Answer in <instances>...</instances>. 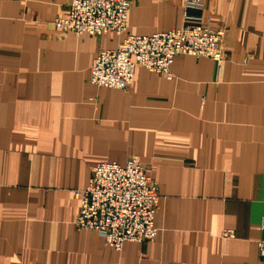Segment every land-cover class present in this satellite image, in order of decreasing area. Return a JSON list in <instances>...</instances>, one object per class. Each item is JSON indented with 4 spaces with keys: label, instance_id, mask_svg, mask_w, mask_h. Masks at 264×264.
Returning <instances> with one entry per match:
<instances>
[{
    "label": "crops",
    "instance_id": "crops-1",
    "mask_svg": "<svg viewBox=\"0 0 264 264\" xmlns=\"http://www.w3.org/2000/svg\"><path fill=\"white\" fill-rule=\"evenodd\" d=\"M69 1L0 0V264H264V0H202L221 64L179 54L126 90L90 82L121 36L53 25ZM129 1L130 34L186 23L184 0ZM131 156L158 184L157 235L115 250L76 229L73 191Z\"/></svg>",
    "mask_w": 264,
    "mask_h": 264
},
{
    "label": "built area",
    "instance_id": "built-area-1",
    "mask_svg": "<svg viewBox=\"0 0 264 264\" xmlns=\"http://www.w3.org/2000/svg\"><path fill=\"white\" fill-rule=\"evenodd\" d=\"M130 5L129 0H70L66 14L53 21L59 31L77 36L110 32L121 36L115 48L102 50L93 59L92 84L126 90L137 66L172 79L170 66L179 54L206 57L217 65L225 59L224 30L203 21L202 0H184V25L151 35L127 32ZM73 195L79 201L76 229L97 232L105 245L115 250L127 241L143 242L157 235L154 215L159 202L158 184L137 156L129 157L124 165L95 164L87 186L73 191ZM260 227L264 228V218ZM232 234L230 229L221 233L224 237ZM257 246L259 258L264 260V240Z\"/></svg>",
    "mask_w": 264,
    "mask_h": 264
}]
</instances>
